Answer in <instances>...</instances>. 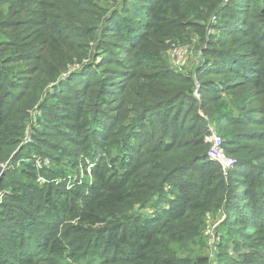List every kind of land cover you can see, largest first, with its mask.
Masks as SVG:
<instances>
[{"label": "trees", "instance_id": "trees-1", "mask_svg": "<svg viewBox=\"0 0 264 264\" xmlns=\"http://www.w3.org/2000/svg\"><path fill=\"white\" fill-rule=\"evenodd\" d=\"M217 211L224 264H264V0H0V264H209Z\"/></svg>", "mask_w": 264, "mask_h": 264}, {"label": "rangeland", "instance_id": "rangeland-1", "mask_svg": "<svg viewBox=\"0 0 264 264\" xmlns=\"http://www.w3.org/2000/svg\"><path fill=\"white\" fill-rule=\"evenodd\" d=\"M188 40H167L166 44L168 45L166 48V56H167V64L166 68L170 69L172 71H180L184 73H192L196 71V68L199 67L200 62V49L197 47V39H193V37L188 36ZM178 46V47H187L189 50V55L186 57L185 60H183L181 65H175L173 62V59L170 57L169 48L172 46ZM88 58L84 59V62H87ZM199 63V64H198ZM79 66L75 65V62L69 66V71H63V75H66L69 72H72L73 70L78 69ZM71 70V71H70ZM197 96L198 93H195ZM217 136V135H215ZM30 138V135L27 137ZM70 151H73V148H69ZM79 154V157H73L71 154L59 156L56 154L57 159L59 160V163L56 166V169L63 172L62 177H54L51 178V183H58V184H64L69 186L73 185L74 183L78 182L81 183L85 180V178H89L91 175V168L95 165L93 161L82 152H77ZM47 163L49 162V159L45 158ZM37 181L40 183H44L45 177L39 176L37 178ZM62 188L61 186H58ZM223 221H225V215L221 212H214L212 214L207 215L205 219V225H204V235L206 237V243L207 246L204 247L203 250L206 251V254L209 256L208 261L209 264H224V261L221 259V256L219 255V251H225L228 249L227 246L224 245V243H221L220 236L224 235V229L219 227L223 226ZM229 252L232 253L231 249H229Z\"/></svg>", "mask_w": 264, "mask_h": 264}, {"label": "built area", "instance_id": "built-area-1", "mask_svg": "<svg viewBox=\"0 0 264 264\" xmlns=\"http://www.w3.org/2000/svg\"><path fill=\"white\" fill-rule=\"evenodd\" d=\"M169 54H170V57L173 59V62L175 65H181L183 60H185L187 55L189 54V50L187 47H178V46L172 45L169 48ZM214 139H215V142H214L213 147L211 148L210 154L212 155V157L216 159L223 160V157L217 151L218 150L217 147L220 144V138L218 136H215L214 134Z\"/></svg>", "mask_w": 264, "mask_h": 264}]
</instances>
